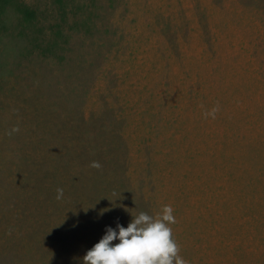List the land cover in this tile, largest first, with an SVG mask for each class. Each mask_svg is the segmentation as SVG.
I'll return each instance as SVG.
<instances>
[{"label": "rangeland", "instance_id": "1", "mask_svg": "<svg viewBox=\"0 0 264 264\" xmlns=\"http://www.w3.org/2000/svg\"><path fill=\"white\" fill-rule=\"evenodd\" d=\"M164 204L188 264H264V0H8L0 264Z\"/></svg>", "mask_w": 264, "mask_h": 264}, {"label": "clouds", "instance_id": "2", "mask_svg": "<svg viewBox=\"0 0 264 264\" xmlns=\"http://www.w3.org/2000/svg\"><path fill=\"white\" fill-rule=\"evenodd\" d=\"M217 110L213 107L204 115L214 118ZM17 130L14 126L11 131ZM91 166L101 165L92 161ZM62 195L63 189L57 188L56 198ZM174 223L172 206L164 204L154 216L144 211L132 215L127 226L119 222L115 227L106 225L101 238L83 255L82 264H188L173 237Z\"/></svg>", "mask_w": 264, "mask_h": 264}, {"label": "trees", "instance_id": "3", "mask_svg": "<svg viewBox=\"0 0 264 264\" xmlns=\"http://www.w3.org/2000/svg\"><path fill=\"white\" fill-rule=\"evenodd\" d=\"M8 2V0H0V11L1 8ZM22 11L25 12L27 15H31L33 12L31 10H28L27 7H23Z\"/></svg>", "mask_w": 264, "mask_h": 264}]
</instances>
